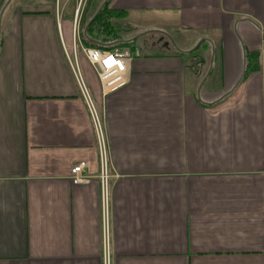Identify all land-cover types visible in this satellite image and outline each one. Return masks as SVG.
Masks as SVG:
<instances>
[{"label": "crops", "instance_id": "0c3cea01", "mask_svg": "<svg viewBox=\"0 0 264 264\" xmlns=\"http://www.w3.org/2000/svg\"><path fill=\"white\" fill-rule=\"evenodd\" d=\"M101 2L3 11L0 264H264V0H108L119 40L147 31L121 44L127 82L107 94L72 38ZM73 60L103 125L105 193ZM79 161L90 178L74 185Z\"/></svg>", "mask_w": 264, "mask_h": 264}, {"label": "built area", "instance_id": "2783aa9c", "mask_svg": "<svg viewBox=\"0 0 264 264\" xmlns=\"http://www.w3.org/2000/svg\"><path fill=\"white\" fill-rule=\"evenodd\" d=\"M81 31L78 29L76 21L72 29L73 44L78 45L81 52L84 54L87 62L93 68L97 80L99 82L102 94L115 91L124 86L127 82V66L126 62L131 57V52L127 48L112 47L111 49H102L99 47H86L81 44ZM71 70L74 79L79 88V92L85 102L92 127L95 133L96 146L98 150V160L100 167V178L103 183V193L106 192L108 179L111 177L109 172V164L107 158V145L103 132V125L99 117L98 111L95 108L90 95L88 93L86 84L77 66L73 60L70 62ZM87 163L79 161L72 164L68 170V178L74 185L85 183L90 176L86 172ZM102 230L104 241H108V214L106 208H103L102 216Z\"/></svg>", "mask_w": 264, "mask_h": 264}, {"label": "trees", "instance_id": "16d2710c", "mask_svg": "<svg viewBox=\"0 0 264 264\" xmlns=\"http://www.w3.org/2000/svg\"><path fill=\"white\" fill-rule=\"evenodd\" d=\"M125 16L126 13L124 11L112 10L105 5L100 13L89 24L87 28V38H84L81 34V42L86 47H99L102 49L121 47V44H115L112 46L102 44L110 42L107 36L117 30L116 25L118 26L119 24L114 22V19H119L120 17L124 18Z\"/></svg>", "mask_w": 264, "mask_h": 264}, {"label": "water", "instance_id": "95a60500", "mask_svg": "<svg viewBox=\"0 0 264 264\" xmlns=\"http://www.w3.org/2000/svg\"><path fill=\"white\" fill-rule=\"evenodd\" d=\"M107 1H108V0H102V2L100 3V5L98 6L97 10L94 12V14L88 19V21H87L86 24L84 25V27H83V29H82V31H81V34H82V36H83L84 38H87V28H88L89 24H90L91 21H93L94 18L100 13V11H101V10L103 9V7L106 5ZM9 2H10V0H7V1L5 2V4L3 5V7L1 8V10H0V22H1V16H2V14H3V11H4V9L6 8V6L8 5ZM160 33H163V32H160ZM143 34H144V33H143ZM164 34H165V33H164ZM141 35H142V33H141V34H138V35H136V36H133V37H131V38H128V39H124V40H115V41H113V42H110V46L115 45V44H129V43L133 42L135 39H137L138 37H140ZM166 38H167V42H168V43H171V45L175 46L174 43H173V41H172V39H171L168 35H166ZM102 45H107V44H102ZM174 48L177 49V47H174ZM192 49H194V48H192ZM189 51H191V50H189ZM243 59H245V55L243 56ZM212 60H213V52L211 53L210 65H209L208 70H207V72H206V76L209 74V72H210V70H211V67H212ZM244 71H245V64H243L241 76L243 75ZM241 76H240L239 79L237 80L236 84H237L238 81L240 80ZM203 81H204V78H203V80L201 81L200 86H201V84L203 83ZM200 86H199V87H200ZM226 93H228V92H226ZM224 95H225V94H224ZM224 95H222L221 97H223Z\"/></svg>", "mask_w": 264, "mask_h": 264}, {"label": "rangeland", "instance_id": "374dc122", "mask_svg": "<svg viewBox=\"0 0 264 264\" xmlns=\"http://www.w3.org/2000/svg\"><path fill=\"white\" fill-rule=\"evenodd\" d=\"M7 1V0H6ZM21 1H24V0H10V7L15 3V2H21ZM70 7H72L73 6V4H71V5H69ZM83 9L81 10V14L83 13ZM2 17V16H1ZM61 17H65V15L64 14H62V16ZM114 22H116V23H118L119 24V22H120V20L117 18V19H114ZM0 24H1V22H0ZM116 28H117V30L116 31H114L111 35H109V36H107L108 37V39H109V41L110 42H113V41H115V39L116 40H119L121 37H125V34L123 33V29H121L120 28V26L118 25H116ZM147 31V28H145V26L144 25H138L137 26V29H136V31L133 33V35L134 36H136V35H138V34H141V33H145ZM165 32H168L167 30H164ZM127 33H131V31H128ZM169 33H171V32H169ZM163 37H166V36H164L163 35ZM170 37V36H169ZM115 38V39H114ZM170 38H172V37H170ZM111 39V40H110ZM176 39V38H175ZM173 42H174V40H173ZM174 45H177L176 44V41L174 42ZM174 47H176V46H174Z\"/></svg>", "mask_w": 264, "mask_h": 264}]
</instances>
